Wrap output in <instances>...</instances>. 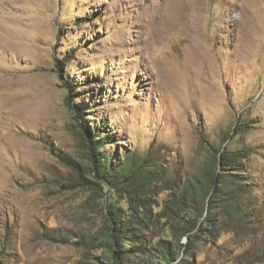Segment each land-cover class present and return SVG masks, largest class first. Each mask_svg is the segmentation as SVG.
<instances>
[{
  "label": "rangeland",
  "instance_id": "1",
  "mask_svg": "<svg viewBox=\"0 0 264 264\" xmlns=\"http://www.w3.org/2000/svg\"><path fill=\"white\" fill-rule=\"evenodd\" d=\"M82 125L98 131L112 165L156 153L158 197L199 174L208 146L246 150L248 169L235 174L262 225L196 244L190 264H264V0H0V250L9 264L103 259L105 198L91 203L72 188L62 162L86 165Z\"/></svg>",
  "mask_w": 264,
  "mask_h": 264
},
{
  "label": "trees",
  "instance_id": "2",
  "mask_svg": "<svg viewBox=\"0 0 264 264\" xmlns=\"http://www.w3.org/2000/svg\"><path fill=\"white\" fill-rule=\"evenodd\" d=\"M65 84L69 94L76 92L77 85ZM67 102L72 103L70 96ZM67 108L82 119V111L70 104ZM82 128L86 165L62 162L69 163L73 172L72 188L88 190L91 203L105 198L100 206L105 254L99 264H190L196 244H213L232 230L262 225V213L245 203L248 188L235 174L248 169L246 150L208 146L210 152L199 174L176 180L158 197L154 190L164 181L162 173L153 169L156 153L112 165L103 157L104 143L97 141L98 131L89 134ZM0 264H9L3 249Z\"/></svg>",
  "mask_w": 264,
  "mask_h": 264
},
{
  "label": "bare ground",
  "instance_id": "3",
  "mask_svg": "<svg viewBox=\"0 0 264 264\" xmlns=\"http://www.w3.org/2000/svg\"><path fill=\"white\" fill-rule=\"evenodd\" d=\"M173 15L174 16L171 17V18H168V17H170V16H168L167 19H165V21H164L165 22L164 25H165V28L167 29V31L171 30L172 29V25H174V23L176 22L177 14L174 13Z\"/></svg>",
  "mask_w": 264,
  "mask_h": 264
}]
</instances>
